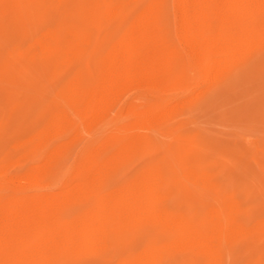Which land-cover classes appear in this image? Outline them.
I'll list each match as a JSON object with an SVG mask.
<instances>
[{
    "label": "rangeland",
    "instance_id": "1",
    "mask_svg": "<svg viewBox=\"0 0 264 264\" xmlns=\"http://www.w3.org/2000/svg\"><path fill=\"white\" fill-rule=\"evenodd\" d=\"M152 2L0 0V171L12 178L1 174L0 182L24 197L60 200L70 219L92 213L99 196L129 198L142 183L158 185L167 219L136 210L91 242L54 245L48 264H210L183 226L208 232L219 225L222 261L264 264V35L226 73L205 81L180 38L173 0H160L167 78L128 82L96 116L68 128L59 123L62 113L73 116L76 86L98 88L105 58ZM51 34L62 43H48ZM145 111L153 120L135 127ZM129 132L135 140L116 152V136ZM97 150L105 171L80 186L78 167Z\"/></svg>",
    "mask_w": 264,
    "mask_h": 264
},
{
    "label": "bare ground",
    "instance_id": "2",
    "mask_svg": "<svg viewBox=\"0 0 264 264\" xmlns=\"http://www.w3.org/2000/svg\"><path fill=\"white\" fill-rule=\"evenodd\" d=\"M159 1L154 0L141 9V13L131 22L123 39L105 58L104 75L98 88L76 86L68 104L73 116L68 114L70 112H64L60 116L59 123L61 121L64 128L84 117L96 116L106 101L117 96L128 82L150 80L161 83L167 78L169 71L158 48L161 39L158 40L157 36L156 5ZM173 2L178 16L180 38L183 43L190 45L205 81L226 73L231 65L245 56L253 47V43H258L264 35V0H173ZM78 27L77 30L83 32L82 27ZM45 40L48 43H62L55 34L49 35ZM83 101L84 108L80 111L77 107ZM152 120L150 112H141L138 114L135 127H143ZM130 132L116 136L114 144L111 145L117 146L116 152H122L133 143L136 137ZM102 153L101 150L90 152L86 156L85 166L78 167L80 186L91 183L98 178L99 173L105 171V164L100 162ZM46 172V169L41 170V173ZM1 174L4 178L12 180L6 177L5 169L0 171ZM29 174L38 175L33 171ZM157 186L153 184L151 187L149 184L148 187V184L142 183L138 188L135 187L137 190L133 191L129 198L121 196L120 199L118 196L119 199L112 200L105 195L99 196L96 198L92 213L70 219L65 215V204L60 200L24 197L20 195L19 188L9 187L6 182H0V264H48L54 245L91 242L99 236H104L111 222L136 210L147 211L153 218L165 220L170 213L158 206ZM183 229L185 237L196 243L200 251L210 257V264H226L222 261L220 251L223 239L220 225L208 232H199L186 226H183ZM96 247L97 244L94 248ZM133 264L155 263L148 259L138 260Z\"/></svg>",
    "mask_w": 264,
    "mask_h": 264
}]
</instances>
